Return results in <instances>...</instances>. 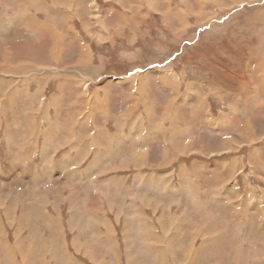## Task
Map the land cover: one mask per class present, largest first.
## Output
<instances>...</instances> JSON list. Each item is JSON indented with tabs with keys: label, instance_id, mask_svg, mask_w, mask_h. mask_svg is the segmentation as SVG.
Wrapping results in <instances>:
<instances>
[{
	"label": "rangeland",
	"instance_id": "1",
	"mask_svg": "<svg viewBox=\"0 0 264 264\" xmlns=\"http://www.w3.org/2000/svg\"><path fill=\"white\" fill-rule=\"evenodd\" d=\"M19 5L39 29L16 55L37 65L23 79L0 68V122L25 117L0 125V160L9 180L13 159L32 167L38 208L13 220L0 184V264L7 246L19 264H264V0H0V14Z\"/></svg>",
	"mask_w": 264,
	"mask_h": 264
},
{
	"label": "crops",
	"instance_id": "2",
	"mask_svg": "<svg viewBox=\"0 0 264 264\" xmlns=\"http://www.w3.org/2000/svg\"><path fill=\"white\" fill-rule=\"evenodd\" d=\"M14 17H17L15 21L13 19ZM27 19L29 20V18H27ZM21 21H22V19L20 18L19 15H17L16 12H14L13 14H10V13L5 14V15H1L0 14V24H1L0 25V54H2V53L5 54L6 52L9 54L8 56H9V61H10L9 62L10 69H13V67L11 68V66H15V65H17L18 63L21 62L20 61V58H19L20 56L18 54L16 55V52H18V50H19V54H20V51L21 50H24V49H27V48H30V47H33L34 49H37V38H35V36H33L30 33V30L29 29H26V27H24V28L21 27V25H20ZM5 23H8V24L5 25ZM16 23H19V24H16ZM29 25H31V24H29ZM25 29H26V31H25ZM21 38H23L24 40L22 41ZM52 41H54V40H52ZM52 41H50V47L47 46V45H45L46 46V49L48 48V50H50V54L51 55L54 54L56 52V50H57V48H56V42L54 43ZM7 47H8L9 50L7 49ZM51 59H52V57H51ZM2 61L0 62V68H1V65L3 64ZM28 62L33 63V64L36 63L34 61H28ZM27 65H29V64H27ZM28 71L29 70H23V71L18 72V74L14 73L13 76H15L16 79L19 78V77H21L23 79L25 77H29L32 74V73H29L27 75V72ZM9 74L12 75V73H9ZM24 80L27 81V82H30L32 80V78H30V79H24ZM1 83H2V81L0 80V85H1ZM17 83L20 84V82H17ZM17 88L18 87L15 86V91H16ZM45 89H46V87H45ZM15 91L13 93H15ZM6 92H8V90H6ZM6 92H5V90L1 91V89H0V96L2 95V98H3V96H7L6 95ZM15 94L17 95L18 93H15ZM43 94H45V92H43ZM29 95L32 96V95H34V93L33 94H29ZM2 98H0V99L2 100ZM28 108H32V106L29 104ZM197 108H198L197 106H194V110L192 108H190V110L192 111V115L193 116H198L200 118V115H198V113H197V111H198ZM26 113L31 118V120L29 118L28 130H31V132H32V130H35L36 129L37 130V133H38L39 132V129L37 128V124H38L37 117H38V115L35 114L34 112H30V113L29 112H25L24 114H26ZM1 115L4 116L3 118H5V119L8 116L12 118V121H10L9 125L7 123V125H8L7 127H9L10 124L13 125V124H18V122L19 123L21 122V121H19L20 119L18 118L19 117L18 114L15 115L14 113H11L10 112L9 115H5V113L2 110ZM211 115H212V112H210V114L207 113V114L204 115V118L210 116V120H211ZM21 117H23V116H21ZM48 117H49V115H48ZM5 119H3L0 122V125L1 124L2 125L5 124V122L7 121ZM34 122H35V124H34ZM50 124L51 125H54V123H50ZM17 126L19 127V129H21L20 124L17 125ZM64 131L65 130L60 129V127H59L57 134H59V135L62 136V134H64ZM186 131H188V129L184 130L183 132H186ZM42 133H44V138L47 139V140L44 139L45 141L42 140L43 141L42 142V145H41V146H43L42 148H45V145H46L48 148H51L52 149L54 147V145L53 144L51 146L48 145L50 142H49V138L46 136V134L51 133V131L49 129L45 128V130H43ZM67 133H70V129L67 130ZM193 136L195 138V135H193ZM4 138H5V134H4ZM41 138H40V136H37L36 135L33 138L34 141H29L28 140L29 143H30V145L28 147L32 148V146H31L32 144L33 145H36L37 144V146H38V144L41 141ZM58 139H61V138H58ZM189 141L191 142V145H192L193 144V140L189 139ZM51 142H53L52 139H51ZM190 142L188 144H190ZM16 147H18V146H13L12 148H16ZM63 147H64L63 144H61V148H63ZM6 148H8V145H7ZM164 150H166V151H164L165 154H170V153H168L169 149L167 147H165ZM71 151H72V147L67 150V153H70ZM183 153L184 154H187V152L186 153L183 152ZM104 155H107V154L105 153ZM165 156L166 155H163V158ZM101 158H103V157H101ZM135 158H136V155H135ZM72 159L75 160L77 163H79L78 162V158H76V157L73 156ZM49 163L50 164H54L55 163L54 158H51L49 160ZM1 164H2V169H0V184H5L8 187L12 188V190H13L12 196L11 197H5L6 199H3V201L5 203L6 200L11 199V201H12L11 204L13 205V206H11L12 207V209H11L12 218H13V220H15L17 218L16 213H15L16 212V209H15V211H13V207L15 208L16 206H20V205L31 204V205L34 206L35 209L38 208V206H37L38 205V201L35 200V199H33L34 194L31 193L32 184H30V183H23L22 184V182H23L24 179H23V176L21 174H33L32 171L30 170L32 167L31 166L24 165V164H21V163H17V161L15 159H13L12 160V164L14 165L13 167H16V168H13L12 167V172H15L16 174H14L13 177H12V179L9 180L10 176H7L5 174V172L3 170V167H4L5 164H11V163H4L3 161H1ZM107 164L109 165V168L112 169L111 166L114 165V164H116L117 166H120V165L122 166L124 164H128L129 165V159L124 158V159L121 160V163H117V162H107ZM22 166H24L23 167L24 172H22V170H21L22 169ZM35 166H36L35 170H38V165L36 163H35ZM17 174H20V175L18 176ZM64 176L67 177L66 175H64ZM78 176H79V180H86L83 175H78ZM185 180H187V177H185ZM89 181H96V179H94V177H90L89 178ZM53 185H54V182H51L50 183V187H53ZM55 190H58V188H55ZM5 191H7V190H5ZM53 191H54V189L51 190L52 193H53ZM18 192H20V193H18ZM96 193L99 194V195L102 193L101 190H100V188H97L96 187ZM0 197H4L2 195V193H0ZM101 197H106V195H102ZM186 197H187L188 200L185 201V202H183V204L186 205L188 203V205H189V211L186 212L185 220L186 221H191L192 220V213H191V209L190 208H191V205H192V201L189 199L190 198L189 195H186ZM25 198H27L29 201L28 202H24V199ZM42 198L43 197H38V199H42ZM141 205L142 204L138 205L136 202H131L130 203V206H141ZM234 206H236V205H234ZM121 207H122V210L124 211L123 206H120V211L119 212H122L121 211ZM92 211H93V209H92ZM92 213L95 214L96 212H92ZM143 221H144V218H141V222H143ZM175 223H176V225L174 226L175 228H180V229L182 228V222H180V217L178 218V222L175 221ZM141 224H146V221H144ZM23 251H25V250H23ZM176 260H177V257H176Z\"/></svg>",
	"mask_w": 264,
	"mask_h": 264
},
{
	"label": "bare ground",
	"instance_id": "3",
	"mask_svg": "<svg viewBox=\"0 0 264 264\" xmlns=\"http://www.w3.org/2000/svg\"><path fill=\"white\" fill-rule=\"evenodd\" d=\"M41 2V1H40ZM40 4V3H39ZM64 4V3H63ZM19 10H22V13H18V11ZM18 11L16 12L17 13V15H19L20 16V18L22 19V23L20 24V25H27L25 22L27 21V23H28V19L27 18H32V16H29L30 14H29V10L25 7V5H19L18 6ZM19 20V19H18ZM33 19H30V22L32 21ZM35 20V19H34ZM38 22H36L35 24L34 23H32L31 25H29L28 24V27H27V29H29L30 31H31V33H32V35L34 34L32 31H34L35 32V30H36V28H38L39 27V24H37ZM45 27V26H44ZM39 29V28H38ZM28 30V31H29ZM43 30H45V29H43ZM47 30V29H46ZM55 30H57V29H55ZM50 31V30H49ZM59 31H61V30H59ZM64 31V30H63ZM42 34V33H41ZM47 34H49V33H47ZM75 34H76V32H75ZM42 37V36H41ZM60 38V37H59ZM58 38V39H59ZM44 42H46V41H44ZM55 42V41H54ZM44 44V43H43ZM43 46V45H42ZM47 46H49V45H47ZM85 46V45H84ZM5 49V48H4ZM7 49H8V47H7ZM82 49V48H81ZM88 48L87 47H84L83 49H82V52H81V54H80V60H81V62L82 63H86L87 62V60L89 59V57H90V55H88V50H87ZM6 50V49H5ZM9 50V49H8ZM7 50V51H8ZM52 50V49H51ZM53 52V51H52ZM48 53H50V51L48 50ZM11 54V53H10ZM9 54L6 52L5 54L4 53H2L1 54V57H2V62H3V64H2V66H1V69H2V71L4 72V74L6 73V74H9V73H12V74H14V73H16V74H18V72H20V71H23V70H29L28 72H27V75L29 74V73H33V72H31V71H34V70H32V69H30V68H32V67H34V66H32L33 64L32 63H27V64H29V65H24V63H26V62H20V63H18L17 65H15V66H11V68L13 67V69H10V66H9V56H8ZM12 56V55H11ZM89 56V57H88ZM5 59V60H4ZM23 59H21V61H22ZM5 61V62H4ZM17 63V62H16ZM82 63H80V64H82ZM89 63V62H88ZM35 66L37 65V63L36 64H34ZM45 65H49V64H45ZM87 67V66H86ZM34 68H36V67H34ZM50 69V68H49ZM37 70V69H36ZM44 70V69H43ZM20 74V73H19ZM24 74V73H23ZM57 75V74H56ZM6 76V75H5ZM58 76V75H57ZM16 78V77H15ZM71 78V77H70ZM24 83V82H23ZM26 85V84H25ZM24 85V86H25ZM29 86V85H28ZM4 87V86H3ZM18 90V89H17ZM25 90L29 93V91H28V88L26 87L25 88ZM12 92V91H11ZM23 93V92H22ZM10 94H13V92L12 93H10ZM21 94V93H20ZM26 94V93H25ZM37 95V98H39L40 97V92L39 93H37L36 94ZM36 95H35V97H33L34 98V100H36ZM28 96V95H27ZM12 97V96H11ZM19 97V96H18ZM32 98V97H31ZM18 99V98H17ZM21 99V98H20ZM6 100V99H5ZM11 100V99H10ZM13 100H14V98H13ZM177 101H179V100H177ZM13 103H15V102H13ZM13 105V104H12ZM4 110V109H3ZM31 110V109H30ZM174 111V110H173ZM176 111V110H175ZM4 112V111H3ZM174 113V112H173ZM172 113V114H173ZM23 114V113H22ZM168 114H170V113H168ZM22 116V115H21ZM47 116V115H46ZM24 117V116H23ZM19 118V117H18ZM170 118H171V116H170ZM17 119V118H16ZM23 120H25V117H24V119L22 118L21 119V122L19 123L18 122V124H16V126L17 125H19L20 124V127H21V129L23 128ZM20 121V120H19ZM26 121H29V117L26 119ZM215 122V121H214ZM214 124H218L217 122H215ZM252 124V123H251ZM12 125V124H11ZM28 126V125H27ZM27 126H25V128L28 130V127ZM229 127V126H228ZM252 127H254V126H252ZM20 130V129H19ZM36 130V129H35ZM164 131H165V129H164ZM253 131H255V129L253 130ZM238 132V131H237ZM178 136V135H177ZM247 138V137H246ZM256 138V137H255ZM46 139V138H45ZM47 140V139H46ZM141 143V142H140ZM228 143V142H227ZM180 145V144H179ZM187 146H189V145H187ZM211 147V146H210ZM225 147H226V145H225ZM226 148H228V147H226ZM63 159V158H62ZM259 159H261V156H259ZM170 162V161H169ZM184 173V172H183ZM187 174V173H186ZM34 179V178H33ZM184 180V179H183ZM35 181V180H34ZM184 184V183H183ZM184 191V190H183ZM17 195V194H16ZM256 202V201H255ZM200 204V203H199ZM202 204V203H201ZM258 204V203H257ZM240 210H238V212H239ZM241 213V212H240ZM210 216V215H209ZM211 220V219H210ZM233 221V220H232ZM227 224H228V222H227ZM261 230V229H260ZM225 232V231H224ZM224 232H222V233H224ZM221 233V234H222ZM218 234V233H217ZM225 234V233H224ZM224 236V235H223ZM222 236V237H223ZM143 237V236H142ZM225 237V236H224ZM143 239V238H142ZM27 240V239H26ZM6 241L4 240V241H1V244H5V246H7L6 245ZM21 243V242H20ZM218 243V242H217ZM244 243V242H243ZM237 245V244H236ZM13 246V245H12ZM219 247V246H218ZM239 247V246H238ZM256 247V246H255ZM254 247V248H255ZM9 248H11L10 250L8 249V246H7V255H3L2 257H3V259H2V263L1 264H19L18 263V261L16 260L17 258H15V255H13V251H14V249H13V247H10L9 246ZM17 248V247H16ZM249 249H252V248H249ZM256 250H258V248L256 249ZM188 251V250H187ZM237 251V250H236ZM250 251V250H249ZM189 252V251H188ZM242 253V252H241ZM258 253V252H257ZM14 254H15V252H14ZM236 256H237V254H236ZM235 256V257H236ZM238 257V256H237ZM8 259V260H7ZM131 260V259H130ZM29 261V260H28ZM237 261H238V258H237ZM24 262V261H23ZM261 262V261H260ZM244 263V262H243ZM259 263V262H258ZM260 264V263H259Z\"/></svg>",
	"mask_w": 264,
	"mask_h": 264
}]
</instances>
